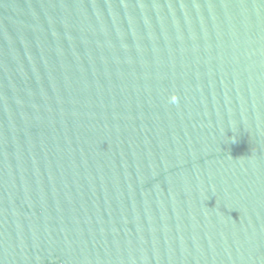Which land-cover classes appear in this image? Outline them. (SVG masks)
Returning <instances> with one entry per match:
<instances>
[{
	"label": "water",
	"instance_id": "1",
	"mask_svg": "<svg viewBox=\"0 0 264 264\" xmlns=\"http://www.w3.org/2000/svg\"><path fill=\"white\" fill-rule=\"evenodd\" d=\"M0 264H264V0H0Z\"/></svg>",
	"mask_w": 264,
	"mask_h": 264
}]
</instances>
